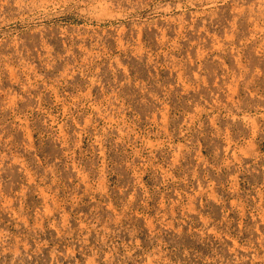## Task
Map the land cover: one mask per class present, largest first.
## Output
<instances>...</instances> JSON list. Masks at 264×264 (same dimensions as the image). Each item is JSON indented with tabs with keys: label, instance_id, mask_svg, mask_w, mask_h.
I'll use <instances>...</instances> for the list:
<instances>
[{
	"label": "rangeland",
	"instance_id": "obj_1",
	"mask_svg": "<svg viewBox=\"0 0 264 264\" xmlns=\"http://www.w3.org/2000/svg\"><path fill=\"white\" fill-rule=\"evenodd\" d=\"M0 264H264V0H0Z\"/></svg>",
	"mask_w": 264,
	"mask_h": 264
}]
</instances>
